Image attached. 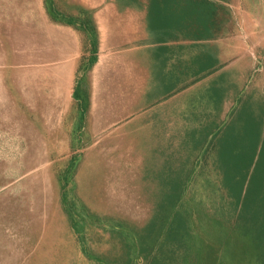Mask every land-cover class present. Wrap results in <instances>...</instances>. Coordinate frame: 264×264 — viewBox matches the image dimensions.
<instances>
[{
	"label": "rangeland",
	"instance_id": "374dc122",
	"mask_svg": "<svg viewBox=\"0 0 264 264\" xmlns=\"http://www.w3.org/2000/svg\"><path fill=\"white\" fill-rule=\"evenodd\" d=\"M148 1L0 0V264H264V177L240 185L230 174L246 147L211 167L206 147L197 159L194 147H168L148 168L162 164L168 182L150 183L116 177V137L90 133L98 15ZM169 1L181 3L186 30L242 37L253 64L245 91L264 95V0ZM248 157L263 171L264 147ZM193 159L216 175L204 178Z\"/></svg>",
	"mask_w": 264,
	"mask_h": 264
},
{
	"label": "crops",
	"instance_id": "0c3cea01",
	"mask_svg": "<svg viewBox=\"0 0 264 264\" xmlns=\"http://www.w3.org/2000/svg\"><path fill=\"white\" fill-rule=\"evenodd\" d=\"M180 4L150 0L144 11L116 10L102 21L98 15L105 31L89 77L94 86L88 127L91 134L111 129L107 135L116 137V177L124 169L127 175L156 177L150 183H167L162 164L158 171L148 168L164 153L168 157V147H194L197 159L207 145L210 167L232 162L233 147H264V95L249 97L245 91L252 50L236 34L186 30ZM246 158L239 157L241 165L230 174L236 173L240 185L258 184L256 174L264 177V168H247ZM198 168L204 178L217 173Z\"/></svg>",
	"mask_w": 264,
	"mask_h": 264
},
{
	"label": "bare ground",
	"instance_id": "6f19581e",
	"mask_svg": "<svg viewBox=\"0 0 264 264\" xmlns=\"http://www.w3.org/2000/svg\"><path fill=\"white\" fill-rule=\"evenodd\" d=\"M91 3V2H90ZM43 31H48V32H50V30H49V28H47V27H45V25H44V28H43ZM195 31V30H194ZM193 32V31H192ZM192 34V33H191ZM195 35H197V34H195ZM263 56V55H262ZM65 59V58H64ZM64 68H67V67H65L64 66ZM67 70V69H66ZM61 78V77H60ZM59 78V80H60V84L58 85V86H55V88H54V98H59L60 100L62 99L61 97H62V94L64 93V94H66V87L64 86L65 84H64V81L62 80V79H60ZM53 82V81H52ZM55 83V82H54ZM54 85H56V84H54ZM48 98V97H47ZM60 100H58V101H55V102H57V103H59L60 104ZM53 104V103H52ZM116 124V123H115ZM264 126V125H263ZM218 127V126H217ZM100 133V132H99ZM263 133V132H262ZM218 136V135H217ZM93 137V136H92ZM95 137V136H94ZM211 138V137H210ZM216 138V137H215ZM214 138V139H215ZM208 141V140H207ZM212 144V143H211ZM205 145V144H204ZM260 145V144H259ZM205 146H207V145H205ZM204 146V147H205ZM259 148V147H258ZM251 149H252V147H249L246 151H245V154L244 155H247V158H249L248 156V153H250L251 152ZM201 151H202V149H201ZM204 152V151H203ZM208 152V151H207ZM200 154V153H199ZM202 154V153H201ZM239 156V155H238ZM257 156V155H256ZM255 156V157H256ZM240 157H241V155H240ZM256 159V158H255ZM245 161V160H244ZM193 162V161H192ZM209 162V161H208ZM246 162V161H245ZM236 162H234V164H235ZM254 163V162H253ZM200 166V165H199ZM203 166V165H202ZM252 168V167H251ZM209 169H210V167H209ZM199 170V169H198ZM199 172V171H198ZM216 173V172H215ZM250 173V172H249ZM204 177V176H203ZM212 179V178H211ZM206 180V179H205ZM213 180V179H212ZM246 180H248V179H246ZM215 182V181H214ZM247 183V182H246ZM226 184V183H225ZM218 185V184H217ZM216 185V186H217ZM227 185V184H226ZM237 185V184H236ZM238 186V185H237ZM239 187V186H238ZM245 189V188H244ZM221 191V190H220ZM219 191V192H220ZM236 191V190H235ZM241 201V200H240ZM241 204V203H240Z\"/></svg>",
	"mask_w": 264,
	"mask_h": 264
}]
</instances>
